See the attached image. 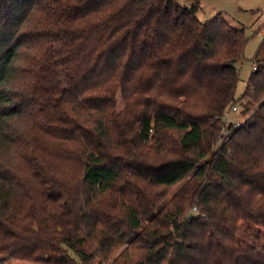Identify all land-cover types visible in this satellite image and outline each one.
I'll list each match as a JSON object with an SVG mask.
<instances>
[{
	"label": "trees",
	"instance_id": "trees-1",
	"mask_svg": "<svg viewBox=\"0 0 264 264\" xmlns=\"http://www.w3.org/2000/svg\"><path fill=\"white\" fill-rule=\"evenodd\" d=\"M198 10L0 0V263L264 264V58L235 100L244 30Z\"/></svg>",
	"mask_w": 264,
	"mask_h": 264
},
{
	"label": "rangeland",
	"instance_id": "rangeland-1",
	"mask_svg": "<svg viewBox=\"0 0 264 264\" xmlns=\"http://www.w3.org/2000/svg\"><path fill=\"white\" fill-rule=\"evenodd\" d=\"M197 2L199 10L196 18L201 23L211 21L217 15L222 16L230 25L237 30H244V36L248 40L241 62L236 64L239 74V83L237 85L235 100L241 99L247 89V83L252 68L257 60L264 58V50L259 51V47L264 37V0H179V4L191 8L192 4ZM122 104H119V109ZM237 113H230L231 122L243 124L248 115L242 116V108H238ZM59 167L67 176L76 179L79 178L80 170L78 164L64 165L60 160ZM22 170H26L23 168ZM60 173V171H59ZM61 174V173H60ZM176 188L168 192L169 198ZM264 243V241H263ZM0 264H23L15 260H6Z\"/></svg>",
	"mask_w": 264,
	"mask_h": 264
},
{
	"label": "built area",
	"instance_id": "built-area-1",
	"mask_svg": "<svg viewBox=\"0 0 264 264\" xmlns=\"http://www.w3.org/2000/svg\"><path fill=\"white\" fill-rule=\"evenodd\" d=\"M253 69H254V67H253ZM238 106H234L233 108H231V112L230 113H237V112H239L238 111ZM223 125H224V128H225V130H224V133H223V135H224V137L225 138H227L228 137V130L230 129V128H239V126L241 125V124H239L238 122H236V123H234V122H231V120L229 119V114H226L225 116H224V118H223ZM196 212V208H194L193 210H192V213H195Z\"/></svg>",
	"mask_w": 264,
	"mask_h": 264
}]
</instances>
